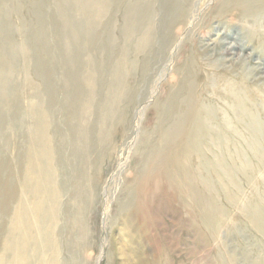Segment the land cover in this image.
Wrapping results in <instances>:
<instances>
[{"label": "rangeland", "instance_id": "rangeland-1", "mask_svg": "<svg viewBox=\"0 0 264 264\" xmlns=\"http://www.w3.org/2000/svg\"><path fill=\"white\" fill-rule=\"evenodd\" d=\"M227 85L253 98L257 136L235 123ZM189 88L239 130L224 127L227 150L207 138V156L229 164L244 157L248 167V177L233 172L239 186L211 173L218 210L211 227L163 168L148 170L171 122L168 106ZM263 106V0H0V176L17 189L8 210L0 209V261L15 242L19 199L52 206L51 194L44 201L20 191L43 111L56 187L54 244L41 252L37 240L26 242L23 264L48 256L49 264H264V233L243 209L264 199ZM131 204L136 215L128 217Z\"/></svg>", "mask_w": 264, "mask_h": 264}, {"label": "bare ground", "instance_id": "bare-ground-1", "mask_svg": "<svg viewBox=\"0 0 264 264\" xmlns=\"http://www.w3.org/2000/svg\"><path fill=\"white\" fill-rule=\"evenodd\" d=\"M145 40L147 41L148 39H145ZM142 46L144 45L142 44ZM91 85H92L91 81L88 80V86L91 87ZM234 87L232 85L228 86V94H227L228 96L227 97L230 98V101H231V109H232V112L234 111V114H235V123H237L240 126V129L244 130L245 128V131L249 129L250 136H257L258 135L256 134L257 131L255 132L256 126L253 125V123L256 121L255 120L256 118L249 112L248 104H247V103L249 104L252 103L253 98L246 100L247 98L245 99L244 97L247 96V92L244 91V87L239 86L238 89H235ZM193 90H194L193 88L187 89L184 98H182L181 101L179 100V102H175L177 105L170 104L168 106L169 107L168 115L170 116H168L167 118L171 120V122H170V125H168L165 129H161L160 131V141L161 142L159 141L160 144H158V146L154 149L155 151L153 150L154 151L153 156L148 161V167H149L148 170H151L150 168L154 170V168L156 167L163 168L164 172L167 174V176H169L171 181H173V183L175 184L176 190L179 194V198H181L184 201V203H186L191 208V210H193V212L195 213V217L196 215L197 216L199 215L200 217H204L206 222H208L209 227H211L213 223V218L218 211L217 207H214L215 205L213 204L214 201L211 195V186H212L211 173L216 175V177H218L219 174L224 173L227 176L228 181L230 182L231 186H239L237 182L235 181L233 172L239 171L245 177H248L249 174H248V167H245V165L243 164L244 157L241 158L242 160L237 158L236 161L232 159L233 156L229 157L230 159L227 158L228 160H230L229 161L230 164H229V163H225L223 159H220L218 157H215V156L208 157L207 156L206 150H205L206 148H207V151L213 154V152H211L212 151L211 147H206L208 145L205 146V144H208V141H206L207 138H209L210 141H213L212 140L213 137L217 138V142H216L217 145L218 146L220 145L222 149L227 150V147H228L227 142L221 141L222 138H220L222 137V135H225L227 132L225 130L226 132L225 134H223L224 127L233 133L239 130H237V128H235V126L232 124L233 120L228 119L226 117L224 119L222 117L223 120L221 119L219 120L213 112L215 111L214 110L215 108L210 106V104L209 106L212 107V110L208 108V105L207 107H204L202 103L196 100ZM249 95H252V94L249 93ZM258 101L257 103L259 104ZM203 104H206V103H203ZM37 118L38 119H37V123L35 126L36 134H34L35 138L32 139L33 145L31 144L32 146L31 149L33 151L30 153V157L28 158L29 164H30L28 166L29 171L27 169L26 172H24V179H22V182H21L22 186L20 187V191H22V193H26L28 191L35 192V194L38 193V195H40L41 199L44 201L46 200L49 201V198L51 197H49L48 194H51L52 206L51 205L49 207L46 206L48 202H45L44 209H42L39 206L40 200L35 201L37 203L33 202L34 204L31 206V204L28 205L25 202L26 200L23 199L24 197L19 199L17 203V208H16L17 211L14 214V222L11 220V222L13 223V226L10 222L11 224L10 226H12L13 228V230H11L10 232L15 235V239L13 238L15 242L13 244L11 243L9 246L5 245V251H6L5 257L6 258L3 255L0 261V264L26 263L24 262L25 261L24 253L26 251L23 252V248L25 247L26 242L28 243L29 241H32V240L34 242L35 240H37L38 247L40 248L41 252H45V246L47 245V244L45 245V243L49 242L51 247L54 244L53 243V240H54L53 228L55 227V221H56V213L54 209L56 187L53 182V174H54L53 168L50 167L51 165L50 161L52 159V154H51L50 145L48 144L47 139H46L47 138L46 137V128H47L46 115L44 114L43 111H40L38 113ZM215 120H218L219 122L218 126L216 127L213 126L211 123ZM215 140L213 142H215ZM256 143L258 142H254V144L250 143V145H252L251 149H255V148L257 149ZM37 144L38 145L41 144V147L40 146L38 147ZM209 144H210L209 146H211V143ZM212 148H213V144H212ZM216 150L218 149L216 148ZM236 162H240V164L237 165ZM5 166H6L5 162H0V171L4 170ZM202 170H204L207 173L208 177H205L203 175V172H201ZM45 177L49 179L47 180ZM16 190L11 185V179L9 178L5 179L0 176V200L2 203V206L0 207V209L3 208L2 210L4 211L8 210V208L10 207L9 205L10 202L16 199L15 197ZM222 190L225 193L227 201L231 204H234L236 202V196L231 191L230 192L227 191V188H222ZM261 191H263L262 194L264 195V190H261ZM261 191H259V193H261ZM259 193L257 192V196L259 195ZM259 200H260L259 204L255 205L254 203L253 204L250 203L248 204L247 208L243 207V209L245 210L246 217L250 220V222L251 221L253 222V224L255 225V228H257L260 232L264 233V199L261 197V199ZM126 211H127V214H129L128 217L136 215L134 204L133 205L131 204L130 207ZM53 213H54V216H53ZM211 220H212V223H210ZM131 224H133V222H131L130 225ZM49 227H51L50 233H48ZM37 241H35V243ZM30 245H31V242H30ZM48 247L49 246H47V251H50L48 250ZM11 250H12L13 255L10 252ZM52 251H53V254H55V248ZM9 252L10 254H6ZM8 255H10V257H8ZM33 255L32 257L35 256ZM45 255H48V254H45ZM27 256H29V253L27 254ZM48 257L46 258L47 260H48ZM46 259H44V261L42 260L43 264L50 263V262L48 263ZM55 259L56 257L55 255H53L52 261H55ZM110 263L111 261L109 260V264ZM140 264H157V263L156 261L155 262L152 261L151 263H149V262L143 261L142 259Z\"/></svg>", "mask_w": 264, "mask_h": 264}]
</instances>
